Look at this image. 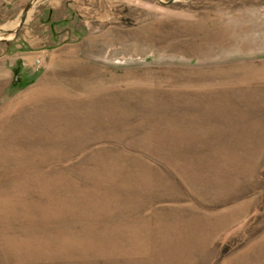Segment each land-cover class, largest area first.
<instances>
[{"label": "rangeland", "instance_id": "obj_1", "mask_svg": "<svg viewBox=\"0 0 264 264\" xmlns=\"http://www.w3.org/2000/svg\"><path fill=\"white\" fill-rule=\"evenodd\" d=\"M0 264H264V0H0Z\"/></svg>", "mask_w": 264, "mask_h": 264}, {"label": "bare ground", "instance_id": "obj_2", "mask_svg": "<svg viewBox=\"0 0 264 264\" xmlns=\"http://www.w3.org/2000/svg\"><path fill=\"white\" fill-rule=\"evenodd\" d=\"M19 22V21H18ZM18 22H16V24H18ZM14 25V24H13ZM13 25H11L13 28H15L16 26H13ZM8 27V24L7 25H4L3 27H2V30H5L6 28Z\"/></svg>", "mask_w": 264, "mask_h": 264}, {"label": "built area", "instance_id": "obj_3", "mask_svg": "<svg viewBox=\"0 0 264 264\" xmlns=\"http://www.w3.org/2000/svg\"><path fill=\"white\" fill-rule=\"evenodd\" d=\"M40 63V61H38Z\"/></svg>", "mask_w": 264, "mask_h": 264}]
</instances>
